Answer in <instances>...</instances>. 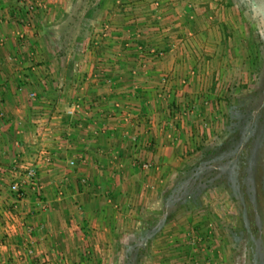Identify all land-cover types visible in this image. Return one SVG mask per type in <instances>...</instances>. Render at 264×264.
<instances>
[{"label": "crops", "instance_id": "0c3cea01", "mask_svg": "<svg viewBox=\"0 0 264 264\" xmlns=\"http://www.w3.org/2000/svg\"><path fill=\"white\" fill-rule=\"evenodd\" d=\"M75 4L0 0V264L118 262V242L145 224L181 166L223 131L225 101L215 87L229 71L217 62L212 23L201 27L195 15L189 26L206 42L191 44L183 37L190 14L170 9L152 25L155 17L130 9L123 26L112 19L120 28L89 37L73 27ZM14 162L36 172L38 189L24 186L21 199L9 190ZM204 217L181 216L152 244L177 251L170 243L201 231ZM224 237L206 246L211 264H230ZM171 254V263L189 264Z\"/></svg>", "mask_w": 264, "mask_h": 264}, {"label": "trees", "instance_id": "16d2710c", "mask_svg": "<svg viewBox=\"0 0 264 264\" xmlns=\"http://www.w3.org/2000/svg\"><path fill=\"white\" fill-rule=\"evenodd\" d=\"M225 104L221 136L199 147L177 171L162 195L161 217L118 242L123 264H147L148 249L167 224L203 212L202 196L217 188L236 208L237 225L225 229L230 249L244 246L249 264H264V82L252 93L226 97Z\"/></svg>", "mask_w": 264, "mask_h": 264}, {"label": "rangeland", "instance_id": "374dc122", "mask_svg": "<svg viewBox=\"0 0 264 264\" xmlns=\"http://www.w3.org/2000/svg\"><path fill=\"white\" fill-rule=\"evenodd\" d=\"M74 1H76V4L74 5L73 10L74 13L77 14V16L75 15V22L73 24V27L76 30L83 29L85 35L89 37L92 35V31L96 28L99 31L95 33L100 35L109 34L111 30L120 28H116L115 24L111 23L112 19H114V21L115 19H121V22L120 24H118V26H123L124 18L127 17L130 9L131 12H133V10L135 12L142 11L148 14V17L150 18L155 17L152 25H156V22L158 21L155 15H162L164 12L173 9V11L170 12L171 14L173 13L172 15H183L184 17H188V15L190 14L191 16H193L192 20L188 18L183 20V25L185 26V28H187L186 34H183V37L187 38V41L191 44L198 43L199 41L206 42L203 40L202 36H195L197 34L195 29H193V24L195 25V22L192 23V27L189 26V21H193L194 16L196 15V17H200L201 19L199 20L201 27H205L204 22L207 24L209 22L213 24L215 28V32L213 34L214 41H218V34L221 37L222 51H219V53H217V62H224L225 68L229 71V75L223 77L222 83L219 82L221 78H219L220 76L218 75L217 78L219 80H216L217 85L215 88H217V90L219 91L222 89V97L224 101L226 97H240L246 95L247 93H252L258 90L264 82V29L259 24L254 10L243 3L242 0ZM250 1L254 3L264 2V0ZM107 15L110 16V20H105V17ZM163 18L160 17V24L161 19ZM171 24H174V22H172ZM198 28L199 27L197 26V31H199ZM187 33H191V35L187 36ZM202 54V57H205V54H207V52H202ZM206 58L210 57L206 56ZM224 106L226 107V104ZM191 159H193V157ZM170 185L171 184H168L164 187L160 197V205L155 208L153 213H151L150 218H148L145 224H143L138 229L133 230V234L138 232L141 228L152 224L155 220L161 217L163 212L162 195ZM201 201L203 206L207 205L206 210H203V212L206 214V218H204L207 224L208 221L211 222V228H209L211 229V233H209V230H207L208 225L204 221H202L203 219L200 218L199 220L201 221V223H203V227L201 228L200 232L205 233V237H207V235H210V237L214 239L218 236H221V234L225 236V229L227 228V226L231 225L234 227L237 225L236 208L234 202L231 200L228 193L223 189L217 188L206 192L202 196ZM179 218L180 217H178L177 219ZM173 222L174 221H171L169 224H167V226ZM198 230H200V228ZM130 236L123 238L122 241H126ZM172 237L173 239L174 237H176L175 239L179 238L178 235ZM224 241V244L221 245L223 249L225 248L230 254V258L228 257V260H230V264H249L248 251L244 246H240L237 248V250L232 251L227 241L225 240V237ZM148 250L149 257L147 259V264H176L175 262L171 263V261L176 260L175 257H172L173 254L169 252L171 249L166 248L163 250L160 240L158 242H154L153 244L151 243ZM161 252H163V255L160 254ZM165 255L170 256L169 258H163L162 256ZM223 261L225 260L223 259L222 262ZM123 263L124 253L121 256V259L119 258L118 262L116 260H109V262L105 264Z\"/></svg>", "mask_w": 264, "mask_h": 264}, {"label": "built area", "instance_id": "2783aa9c", "mask_svg": "<svg viewBox=\"0 0 264 264\" xmlns=\"http://www.w3.org/2000/svg\"><path fill=\"white\" fill-rule=\"evenodd\" d=\"M28 10L32 12V8L28 7ZM160 55H162V52H160ZM31 98H34L35 95L31 94ZM189 114H192V111L189 112ZM1 115V114H0ZM168 139L172 142H174L175 138L173 135V131L168 135ZM132 142H136V137L131 138ZM18 162V161H17ZM14 162V169L13 173L18 176V178L12 182V184L9 187V190L11 193L15 195L17 199H21L23 197V190L22 188L26 185H30L34 190H37V178H36V172L33 167L30 166H22L19 163ZM75 163L74 161H70L69 165L73 166ZM18 167L22 168L23 173H18ZM143 169H148L149 165L144 164ZM20 175V176H19ZM206 224V220H202ZM208 229L209 233H211V222L208 221ZM24 226V224H22ZM211 237L210 235H207L205 237V233L200 232L197 228H192L190 231L188 230L186 233H183L180 236L179 242L174 244V241L170 243L171 245L175 246L174 248H178V250L175 251L174 255H178L179 257H182L183 260L188 261L189 264H211L210 260V254H206V246H208V242L210 241ZM207 242V243H206ZM173 251V252H174ZM182 251L186 252L188 251V254H190V257L186 259L183 258L184 254ZM30 250L26 249V254H30ZM171 252V253H173ZM170 256V255H169ZM181 259V260H182ZM182 260V261H183ZM169 264V263H167ZM177 264V263H176Z\"/></svg>", "mask_w": 264, "mask_h": 264}, {"label": "flooded vegetation", "instance_id": "af4514ba", "mask_svg": "<svg viewBox=\"0 0 264 264\" xmlns=\"http://www.w3.org/2000/svg\"><path fill=\"white\" fill-rule=\"evenodd\" d=\"M242 1L243 3L248 5L251 9L254 10V13L257 16L259 24L264 29V2L254 3V2H251L250 0H242Z\"/></svg>", "mask_w": 264, "mask_h": 264}]
</instances>
